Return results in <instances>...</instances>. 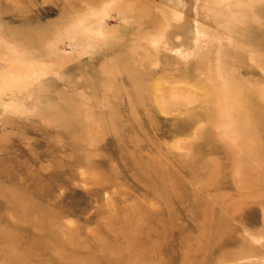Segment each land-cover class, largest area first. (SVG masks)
I'll list each match as a JSON object with an SVG mask.
<instances>
[{
  "label": "rangeland",
  "instance_id": "rangeland-1",
  "mask_svg": "<svg viewBox=\"0 0 264 264\" xmlns=\"http://www.w3.org/2000/svg\"><path fill=\"white\" fill-rule=\"evenodd\" d=\"M171 1L0 0V264H264V0Z\"/></svg>",
  "mask_w": 264,
  "mask_h": 264
},
{
  "label": "bare ground",
  "instance_id": "bare-ground-1",
  "mask_svg": "<svg viewBox=\"0 0 264 264\" xmlns=\"http://www.w3.org/2000/svg\"><path fill=\"white\" fill-rule=\"evenodd\" d=\"M172 3H174V4H178V2L179 1H177V0H173V1H171ZM173 13H174V15H176L177 14V16H176V18L178 17H180L181 15H182V13L181 12H179L178 10H173ZM172 13V14H173ZM181 13V15L180 16H178L179 14ZM79 20V19H78ZM83 23V22H82ZM125 23V22H124ZM197 23V22H196ZM101 32V31H100ZM112 33V32H111ZM198 36V35H197ZM96 38V37H95ZM152 39V38H151ZM195 41H197V39L195 40ZM179 49V48H178ZM18 51V50H17ZM83 52V51H82ZM24 54V53H23ZM5 55V54H4ZM6 57V56H5ZM26 57V56H25ZM28 57H30V56H27L26 58H28ZM22 58V57H21ZM2 59V58H1ZM4 59V58H3ZM2 59V60H3ZM18 60H19V62H20V58H17ZM24 59V58H23ZM1 60V61H2ZM12 60H13V58H12ZM4 61V60H3ZM15 61V60H14ZM12 62V61H11ZM17 62V61H16ZM21 64H19V65H23V62H25V61H22L21 60ZM28 62H29V60H28ZM13 63V62H12ZM18 63V62H17ZM41 63V62H40ZM44 63V62H43ZM8 64V63H7ZM38 64V63H37ZM17 66V67H20V66ZM32 65H33V63H32ZM40 65H43L42 63L40 64ZM10 66V67H9ZM9 66H8V68H10L9 70H11L12 72H13V70L11 69V66L12 65H10V63H9ZM26 66H28L27 64H26ZM4 67V66H3ZM13 67H16V63L14 62V64H13ZM30 67V66H29ZM31 67H33V66H31ZM7 68V69H8ZM21 68V67H20ZM20 68H14L15 70V72L14 73H16L15 75H17V76H15V75H13V77L14 78H16L17 79V77H18V73H17V71H20L21 69ZM22 69H23V67H22ZM4 70H6V69H4ZM17 70V71H16ZM43 70H44V68H43ZM11 71H9V72H11ZM22 71H24V70H22ZM22 71H21V73H22ZM27 71V70H26ZM37 71V70H36ZM8 72V73H9ZM39 72V71H38ZM40 72H42V71H40ZM39 72V73H40ZM44 72V71H43ZM25 74H26V72H24ZM13 74V73H12ZM25 74H22V76L24 75V76H26ZM30 74V73H29ZM35 74V73H34ZM46 74V73H45ZM44 74V75H45ZM20 75V74H19ZM36 75V74H35ZM41 75V74H40ZM2 76V75H1ZM11 76V74L9 73V76H8V78ZM21 76V77H22ZM37 76V75H36ZM219 76H221V75H219ZM4 77V76H3ZM2 77V79H4L5 80V78H3ZM6 77V76H5ZM12 76L9 78L10 80L11 79H14ZM32 77V76H31ZM40 77V76H39ZM44 77V76H43ZM26 78V77H25ZM25 78L23 79V80H25ZM29 78V77H28ZM38 78V77H37ZM19 79H21L20 77H19ZM31 79V78H30ZM30 79H28V80H30ZM40 79V78H39ZM15 80V79H14ZM14 80H12V83L11 82H9L10 83V85H12V86H14V84L16 85L17 84V82L16 81H18V80H16L15 82H14ZM6 82H8L7 80H5ZM34 81V80H33ZM36 81V80H35ZM1 82V81H0ZM4 82V81H3ZM19 82V81H18ZM27 82V81H26ZM25 82V83H26ZM32 83H34V82H32ZM7 84V83H6ZM27 84V83H26ZM25 84V85H26ZM29 84V83H28ZM164 84V83H163ZM5 85V84H4ZM18 85V84H17ZM25 85L23 84L22 85V83H21V88H27V87H25ZM159 85V84H158ZM229 85V84H228ZM8 86V85H7ZM23 86V87H22ZM29 86V85H28ZM30 86H31V84H30ZM155 86V85H154ZM180 86V85H179ZM5 87V86H4ZM11 87V86H10ZM18 87H19V85H18ZM233 87H235V85H233ZM8 88V87H7ZM13 88H17V87H13ZM21 88H17V90L18 89H21ZM229 88V87H228ZM228 88L227 87H225V86H221V87H215V88H212L211 89V91H210V95L209 96H212V97H209V96H207L208 98H206L207 99V101L208 102H213V101H215V103H218V104H220L221 106H222V108H223V110H230L231 108L230 107H233V105H231V103L233 104V102H235L236 100L238 101H236V103H234V106H240V108H239V110L238 111H236L235 112V118H236V120L238 121H240V122H243V127H242V130L244 131V132H247V129H248V126L250 125L251 126V123H253L252 121L250 122V117L249 116H246V118H244L243 117V111H242V109L244 108V106H264V98L262 99L261 97H264V94L263 95H261V93L260 92H254V93H248V94H245V90H246V88L243 90V91H238L239 93L237 94V98L234 96V94H233V98H235V99H233V98H230L229 96H231L232 94H230L229 92H228ZM231 88V87H230ZM2 89V88H1ZM155 89V88H154ZM173 89H176V88H173ZM7 90V89H6ZM5 90V91H6ZM12 90V89H11ZM22 90V89H21ZM25 90V89H24ZM177 90V89H176ZM197 90V89H196ZM4 91V92H5ZM8 91V90H7ZM175 91V90H174ZM10 92V91H9ZM157 92V91H156ZM177 93V92H176ZM192 93V92H191ZM16 93L14 92V90L12 91V94L10 95V96H12V95H15ZM19 94H20V92H19ZM197 94V93H196ZM259 94H260V96H259ZM214 95H216V96H214ZM160 97V96H159ZM227 97H228V99L230 98L231 100L233 99V100H235V101H233V102H229V101H227ZM245 97H246V99H247V104L245 103ZM155 98V97H154ZM161 104V103H160ZM228 106H230V107H228ZM252 112V114H255V111L254 110H252L251 111ZM261 113V114H260ZM260 113H258V120L260 121V122H263V124H264V107H263V112H261L260 111ZM233 115H234V113H233ZM239 116H241V117H239ZM250 123V124H249ZM256 124H260V123H258V122H256ZM264 127V126H263ZM220 128H222V127H220ZM216 129H218V128H216ZM220 132V131H219ZM243 155H250L251 153H252V151H250V150H245V151H243ZM227 156V155H226ZM228 157V156H227ZM234 158H235V155L233 156ZM229 158V157H228ZM237 159V158H236ZM241 161V163L244 161V160H240ZM236 162H237V160H236ZM84 171V170H83ZM257 180H258V178H257V176H255L254 177V180H253V182H257ZM210 182V181H209ZM212 224V223H211ZM210 222L208 223V225H209V227H210ZM216 229V228H215ZM264 259V258H263Z\"/></svg>",
  "mask_w": 264,
  "mask_h": 264
}]
</instances>
